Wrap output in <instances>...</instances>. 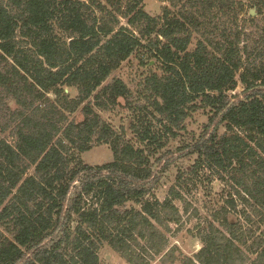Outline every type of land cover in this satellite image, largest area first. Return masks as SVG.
<instances>
[{
  "label": "trees",
  "instance_id": "obj_1",
  "mask_svg": "<svg viewBox=\"0 0 264 264\" xmlns=\"http://www.w3.org/2000/svg\"><path fill=\"white\" fill-rule=\"evenodd\" d=\"M170 2L176 10L154 16L143 0H0V264H101L105 245L130 264L159 255L173 264L179 204L200 217L185 173L201 170L231 191L181 264H264V45L230 23L241 1ZM252 4L264 14V0ZM133 55L160 69L144 73L137 96L122 78L107 81ZM238 75L244 89L231 93ZM120 105L137 114L136 141L101 114ZM196 112L207 121L179 148L194 162L160 200L163 172L178 161L165 145ZM102 144L113 160L84 162Z\"/></svg>",
  "mask_w": 264,
  "mask_h": 264
},
{
  "label": "rangeland",
  "instance_id": "obj_2",
  "mask_svg": "<svg viewBox=\"0 0 264 264\" xmlns=\"http://www.w3.org/2000/svg\"><path fill=\"white\" fill-rule=\"evenodd\" d=\"M237 1H241L244 4V10L237 18L233 19L231 17L230 23H232V21H236L237 19L239 29L243 26L245 31L251 34L250 39L247 40L249 44L251 43L253 45L255 41L260 40L261 44L259 46L261 47L262 44L264 45V36L260 37V27H264V14H258L257 8L252 4L253 0ZM143 4L145 5V9L150 14L154 16H161L164 13L163 7L166 5L170 6L171 2L170 0H143ZM170 8L176 10L172 5ZM251 9L256 11L255 15H251ZM211 14L209 13V16L211 15L213 21L218 25V27L222 26L220 25L223 22V19L221 20V13L216 12L215 10ZM209 16L206 17V21L209 20ZM251 18L255 19L253 20ZM225 19H229V17H225ZM121 22L122 24L127 25V20L125 18H121ZM194 35L195 39L191 45L192 48L194 47L196 39L200 37L197 33ZM157 64V60L153 59L151 60V64L149 66H141L136 56L133 55L130 59L124 61L122 65L113 72L107 81L109 82L113 77H120L134 91V95L137 96V89L139 83L144 77V73H146L151 67H155L154 70L160 71V69L157 68ZM237 78L239 79L238 85L234 91H231V93H241L244 89V84L240 81L239 75ZM70 92L73 96L77 95V90L75 88H71ZM139 101H136V103L139 102V105L145 104L143 98ZM121 102L122 104L126 105L125 100L121 99ZM125 105H120L113 110L102 111L101 114L103 118L114 125L117 129L120 130L122 127H124L127 130V137L136 141L137 136L133 132L131 125L133 122L137 121L138 117L136 116L137 114L135 111L131 110V108ZM74 116L77 119L82 118L79 113L75 114ZM206 121L207 116L205 114L196 112L192 117L188 118L186 122V130H180L175 137L170 136L168 139L165 149L172 150L175 153V157L178 161L175 164H171L163 172L161 183L156 190V197H158L160 200H163L167 196L170 186L176 183L179 169H181L183 172V169L186 170L185 168L194 162L195 156L191 158L179 157L181 154L179 148L184 144L190 143L194 135H196V137L200 135L202 125ZM158 131L163 132V128L160 127ZM81 157L83 158L84 162L88 164L98 165L113 160L114 156L111 147L108 144H102L83 152ZM185 174L186 181L184 182L183 188L181 189L183 193H185L187 200L192 203L191 211L193 208L197 207L199 209L200 217H192L191 219H188L187 216L190 213L184 214L182 204H179L184 217L183 225L180 230H177L178 225L172 224V231L168 233L170 243L167 247V250L171 249L172 247L177 248V250H175L176 259L173 264H181V257L184 255H193L201 247V241L198 237L200 230L198 226L199 223H204V219L210 217L212 210L215 209L224 198L229 197L228 192L231 191L230 186H228V184H226L224 181L222 182L218 179H211V174L208 170H201L198 175H193L190 173ZM99 254L101 264H130L107 245L101 248ZM150 264H171V262L168 261L167 255L165 257L159 255L153 261H151Z\"/></svg>",
  "mask_w": 264,
  "mask_h": 264
},
{
  "label": "water",
  "instance_id": "obj_3",
  "mask_svg": "<svg viewBox=\"0 0 264 264\" xmlns=\"http://www.w3.org/2000/svg\"><path fill=\"white\" fill-rule=\"evenodd\" d=\"M250 13H251V15H255L256 11L254 9H251Z\"/></svg>",
  "mask_w": 264,
  "mask_h": 264
}]
</instances>
